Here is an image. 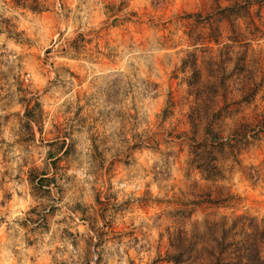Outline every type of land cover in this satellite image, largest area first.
<instances>
[{"label":"rangeland","instance_id":"1","mask_svg":"<svg viewBox=\"0 0 264 264\" xmlns=\"http://www.w3.org/2000/svg\"><path fill=\"white\" fill-rule=\"evenodd\" d=\"M17 1L0 0V264H217L211 237H264V137L216 182L193 161L190 67L208 80L229 28L218 46L190 15L228 0ZM223 186L233 200L198 198Z\"/></svg>","mask_w":264,"mask_h":264},{"label":"trees","instance_id":"2","mask_svg":"<svg viewBox=\"0 0 264 264\" xmlns=\"http://www.w3.org/2000/svg\"><path fill=\"white\" fill-rule=\"evenodd\" d=\"M228 1L227 6L217 4L216 9L206 17L200 13L190 15L197 23L208 27L210 42L218 46L223 33L220 23H226L229 28L227 43L217 50L211 48L213 55L207 63L210 67L208 80H204L196 63L190 67L192 75L188 79L190 95L195 98L189 120L196 131L202 130L200 141L193 151V161L206 180L215 182L223 173L219 166L220 159L238 163L243 148L245 150L250 143L264 137V113L253 119L246 114L241 121L232 125L228 122L240 114L242 106L254 104L258 95L264 92V68L259 60L251 58L252 47L264 39V0ZM14 2L18 3L17 0ZM183 63V69L187 70L189 64ZM198 198L212 204H225L233 200L224 186L207 192L205 189L204 194H198ZM222 236L221 239L211 237V247L213 251H218L217 264H242L240 259L245 264H262L261 245L264 244V237L259 233L254 234V239L241 249H237L234 241L227 239V234L222 233ZM185 239L194 246L200 237ZM231 248L234 249L231 254L238 260L236 263L222 259ZM241 251L243 253L240 255ZM177 259L182 261L181 258Z\"/></svg>","mask_w":264,"mask_h":264}]
</instances>
